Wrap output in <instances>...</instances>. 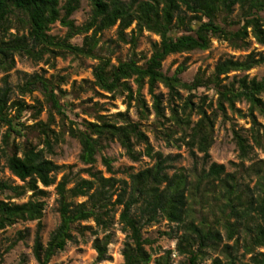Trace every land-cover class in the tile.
Segmentation results:
<instances>
[{"label": "trees", "instance_id": "trees-1", "mask_svg": "<svg viewBox=\"0 0 264 264\" xmlns=\"http://www.w3.org/2000/svg\"><path fill=\"white\" fill-rule=\"evenodd\" d=\"M79 1L63 0L61 4L62 0H0V127L4 128L0 138V171L1 167L7 169L21 183L0 180V230L18 222H36L32 254L38 264H48L67 243L74 242L72 231L83 236L90 228L80 223L91 220L103 234L101 239L92 241L96 263H102L109 260L108 230L119 210L118 223L126 237L121 250L122 264L150 262L151 254L145 246L154 241L144 238L141 230L160 220L174 225L180 232L175 246L177 255L185 258L180 264H200L206 250L218 248L222 237L217 226L224 230L225 239L232 244L222 246L220 253L224 262L214 258L210 264H236L239 248L242 257L248 256L247 264H264V252H255L264 248V171L256 163L243 166L253 150L264 152V126L257 119L264 120V76L256 79L244 74L224 83L230 73H246L264 65V52L251 51L242 59H220L206 79L197 74L190 83L179 78L185 70L183 65H179L172 76L164 75L161 70L162 62L169 55L205 51L212 39L238 51L248 48L249 38L264 46V0H88L90 16L84 24L76 26L70 17ZM56 22L65 28L62 38L48 34ZM112 27H116L117 39L130 46L128 59L116 65H111L108 58L95 55L96 36ZM11 28L16 32L9 33ZM143 31L154 34L159 41L151 44L150 56L141 58L140 64L134 50ZM78 35H83L81 46L72 45L70 40ZM15 56L33 62H41L45 56V61L65 56L97 59L91 73L92 86L110 94V98L126 94L127 107L133 100L142 119L149 113L141 95L146 88L157 124L162 127L165 122H171L181 133L172 139L176 131L166 127L162 135L167 144L181 143L190 156L200 154L205 162L209 158L207 153L212 145L217 115L226 119V111H230L247 118V137L231 131L238 166L236 164L235 171L228 173L223 165L210 163L206 171L197 175L195 183L190 184L182 171L168 174L178 155L163 156L153 151L139 122L130 120L126 112L98 113L101 108L95 103L91 121L83 120L79 124L69 121L67 127L69 136L79 144L78 160L87 166L88 178L72 182L67 175H62L56 182V175L63 166L46 158L44 152L52 153L53 142L61 138V134L50 127L54 115L64 127L63 120L67 117L63 111L67 103L62 101L63 93L55 80L45 79L41 74H23L22 82L12 86L9 71L14 68ZM129 81L135 86L134 91ZM158 84L167 90L168 117L163 114L162 96L155 93ZM201 87H211L217 97L215 109L209 114L204 108V98L199 104L192 102L193 92ZM179 90L188 93L181 105L176 104L180 100ZM32 92L42 96L47 118L45 122L27 126L22 121L25 111L30 109L33 119L43 111L39 102L29 107L20 99ZM14 93L19 98L14 99ZM242 102L247 105L244 114L235 107ZM193 115L198 119L192 124ZM30 132L36 133L37 144L28 139ZM113 141L131 161L137 162L143 155L153 161L152 165L136 173H126L127 180H119L112 176V159L101 157L102 165L111 176L105 178L99 171H93L97 155ZM39 144L43 148L37 149ZM139 145H143L142 151L135 150ZM243 176L255 178L251 188L241 183ZM51 185H55L59 222L43 244L39 228L44 203L40 199L46 195L43 189ZM26 192L30 193L26 202H12ZM191 192L199 207L197 224L189 204ZM78 198L84 200L76 202ZM23 238L18 232L16 240ZM153 264H171L170 251L156 257Z\"/></svg>", "mask_w": 264, "mask_h": 264}, {"label": "rangeland", "instance_id": "rangeland-1", "mask_svg": "<svg viewBox=\"0 0 264 264\" xmlns=\"http://www.w3.org/2000/svg\"><path fill=\"white\" fill-rule=\"evenodd\" d=\"M128 1V0H122ZM63 3V0L61 4ZM91 7L88 0H80L78 8L73 12L70 19L74 25L80 26L84 24L90 16ZM133 28V25L125 31V35L129 33V30ZM16 32L14 28L9 30V33ZM19 34L21 33L18 32ZM65 33V28L58 22L54 23L50 27L48 34L62 38ZM88 34V33H87ZM86 34V35H87ZM116 27H112L108 30H104L96 36L98 44L95 49V55L108 58L111 65H116L118 61H125L130 55V46L120 42L117 39ZM137 39L135 53L140 58V64L143 62L141 58H148L151 52V44L158 42L159 38L152 33L143 31ZM126 36V40L128 39ZM83 35L75 36L70 40L72 45L81 46ZM264 52V46H260L254 42L252 38H249V46L242 51L234 50L229 47L225 42L212 39L210 47L205 51L195 50L189 53L169 55L162 62L161 70L164 75L172 76L175 69L179 65L185 67L184 73L179 75V78L184 83H190L193 81L195 75L200 74L203 79H206L212 74L216 62L220 59L232 57L234 59H242L249 52ZM15 65L12 71H9V82L12 86L20 84L23 74H41L45 79H54L59 89L63 93L62 101L66 104L65 114L67 119L63 120L64 127L60 119L54 115V123L51 125V129L58 135L61 134V138L57 142L52 144V153L48 154L44 152V156L52 160L56 165L63 166V169L56 175V182L60 180L62 175L72 181L78 179H87V173L85 172L87 166L81 164L78 160L80 151L79 144L76 139L71 138L67 132V127L70 126L69 121L73 123H81V121H91L92 113L94 112L93 104L101 108L100 112L104 115H114L117 112H126L130 120L139 122L141 129L146 135L150 146L153 151L159 152L163 156L178 155L176 161L172 163L173 170H169L168 174L173 171H182L187 175L190 184H194L197 175L202 171H206L210 163L223 165L225 171L228 173L234 172L236 164L238 166L239 160L237 158V151L235 144L232 140V129L238 131L241 135L247 137V130L249 128V122L247 118H240L235 114L226 111V119L217 115L214 121L213 133H212V145L209 148L207 154H209L208 160L205 162L202 160L201 155L194 153L192 157L188 154L187 148L181 144H167L163 138V130L166 127H173L171 122H165L164 126L157 124V119L151 110V100L147 94L146 88L142 89L141 95L144 102L149 109L147 118L139 117V110L135 106L133 100L130 101V105L127 107L126 94L117 95L114 98H110V94L105 93L92 86L93 75L91 74L94 67L98 63L95 58L86 57H72L65 56L64 58L56 57L53 60L45 61L46 56L41 62H33L24 57L15 56ZM246 74L249 78L260 79L264 76V65L257 66L246 73H230L227 75L228 79L224 83L231 81L232 77H240ZM1 78V73H0ZM62 80L64 82H62ZM129 86L134 91L135 86L129 81ZM156 94L162 96V105L164 106V116H169V111L166 106L167 90L158 84L155 89ZM180 100L176 101V104L181 105L188 93L183 90H179ZM192 102L199 104L200 99L204 98V108L206 113L209 114L215 109L216 95L211 87H201L193 92ZM13 98H19L14 93ZM20 99L24 101L27 106L35 105L39 102L43 111L37 119L32 118V112L28 109L25 111L22 121L27 125H33L35 122H45L47 118L46 105L43 102L42 96L38 92H32L25 94ZM235 107L241 111L246 112L247 105L245 103H236ZM91 113V114H90ZM90 114V115H89ZM198 119V116L193 115L191 117L192 124ZM259 122L264 126V120L261 117L257 118ZM161 121V120H160ZM72 128L75 125H71ZM64 128V130H63ZM175 134L172 139L178 138L181 133L176 127ZM4 132V128L0 127V138ZM36 133L30 132L27 137L34 144H37ZM180 144V145H179ZM179 145V146H178ZM43 148V145L39 144L37 149ZM136 151H142L143 145L135 147ZM123 149L117 142L113 141L108 144V147L104 151H100V154L96 157V163L93 165V171H99L103 177L107 178L111 176L101 163V157H107L112 159L111 167L115 179L127 180L126 173H136L144 168L150 167L153 163L150 159L144 157L139 158L137 162L131 161L124 153ZM249 160L243 162L244 168L249 167L250 164H258L262 171H264V152L260 150H253L249 154ZM2 165V160L0 161ZM239 167H237V170ZM239 173V171H237ZM239 175V174H238ZM0 180L6 181L12 184L20 185L19 180L14 178L7 169L1 167ZM255 178L253 176H243L241 183L252 187ZM72 185L69 184L67 187ZM55 185H51L43 190L46 192L45 197L40 200L44 203V209L42 217L40 219V238L43 244L46 243L50 233L56 228L59 222V215L57 212V196L54 189ZM2 198V196H0ZM30 197V193L26 192L24 196L19 199H13L12 202L17 204L26 202ZM84 198H78L75 201L81 202ZM197 198L193 192L189 196V204L194 216V222L197 224V214L199 207L196 204ZM119 210L113 216L112 225L108 230L111 237L110 244L108 245L109 260L96 263V253L92 248V241L94 238L101 239L102 233L95 227L91 220L81 222L80 226L89 227V230H85L83 236H80L77 231H72L74 242L66 244L62 251L56 253L49 261L48 264H122L121 250L123 243L125 242V233L121 231V225L118 223ZM36 222H18L10 227L0 230V264H38L32 254V244L35 235ZM219 231L222 241L216 250H206L205 258L200 264H210L214 258H219L223 262L224 256L220 253L223 244L231 245L232 241L225 239L224 230L221 227H216ZM21 232L24 235L23 240H16V235ZM142 236L153 240L154 242L150 246H145L151 254V260L148 264H153V260L161 256L164 251H170V263L180 264L184 261V257L177 255L175 246L177 242V236L180 232H177L174 225L167 223L164 220H160L159 223L150 225L141 230ZM95 233V234H93ZM163 233H169L170 235H164ZM255 252H264V248L255 249ZM242 250L239 248L237 251L236 264H247L248 256L242 257Z\"/></svg>", "mask_w": 264, "mask_h": 264}]
</instances>
